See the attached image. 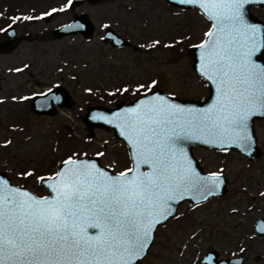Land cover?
<instances>
[{"label":"rangeland","instance_id":"374dc122","mask_svg":"<svg viewBox=\"0 0 264 264\" xmlns=\"http://www.w3.org/2000/svg\"><path fill=\"white\" fill-rule=\"evenodd\" d=\"M68 1L0 0V38L5 27L17 24L41 36L0 56V171L13 185L39 197L48 193L38 178L53 176L69 158L96 155L113 173L129 169L125 146L111 131L97 128L86 138L79 118L85 106L111 107L132 100L149 90L140 85L153 81L154 87L179 98L197 99L207 93L186 52L209 28L195 9L171 7L164 0H102L71 10ZM79 12L86 13L94 27L89 40L51 37L50 29ZM251 12L264 22V7ZM105 25L128 36L141 46L139 51L106 52L107 46L96 39ZM56 84L64 87L70 106L51 115L33 114L29 99ZM254 128L260 150L255 160L230 150L192 148L204 172L224 175L225 193L193 208L178 204L174 217L154 230L146 254L136 264H198L199 256L211 248L220 257H242V264H264V235L256 237L252 229L256 217L264 218V119L255 121ZM28 172L32 175H25Z\"/></svg>","mask_w":264,"mask_h":264},{"label":"snow or ice","instance_id":"6c2138e0","mask_svg":"<svg viewBox=\"0 0 264 264\" xmlns=\"http://www.w3.org/2000/svg\"><path fill=\"white\" fill-rule=\"evenodd\" d=\"M178 2L198 4L214 21L205 33L210 39L196 47L204 49L202 74L217 84L216 106L198 112L159 97L129 109L124 125L135 168L115 176L69 158L47 178L51 197L0 181V264H135L154 226L171 214L169 201L193 190L206 198L223 183L219 173L201 177L185 164L182 142L205 137L201 142L251 147L248 122L264 115V65L252 60L261 30L245 23L242 11L253 0ZM141 165L150 171L129 176Z\"/></svg>","mask_w":264,"mask_h":264},{"label":"water","instance_id":"95a60500","mask_svg":"<svg viewBox=\"0 0 264 264\" xmlns=\"http://www.w3.org/2000/svg\"><path fill=\"white\" fill-rule=\"evenodd\" d=\"M98 1L99 0H69L67 5L69 8L72 9L80 6L83 3L94 5ZM164 1L166 2V4H168L171 7H175L179 9H191V8L195 9L200 13V15H202V17H204V19H206L209 22V28L207 32L209 30H214L212 29V25L214 21L210 20L207 17L204 10L200 8L198 4H181L178 2V0H164ZM261 7H264V3H260L259 0H253L252 3L245 4L242 11H243V18L245 23L259 26L261 30L260 35L262 38V46L261 49L256 54L253 55L252 60L253 62L259 65H264V22L258 19L251 12L252 8L258 9ZM10 29L11 28H9L8 30ZM93 29L94 27L91 21L89 20L87 14L82 13L79 15H74L70 22L65 23L53 29L52 38L59 39L67 35L80 34L84 39L88 40L92 36ZM104 38L109 39L110 44L116 47L126 44V41L124 39H122L120 36H118L109 28L106 29ZM209 39H210L209 37H206L204 35L201 42L189 46L186 51L191 61L190 63L191 69L205 83L207 90L206 96L199 97L197 99L179 98L173 95L166 94L160 89H156L140 94L130 101L129 100L118 101L111 107L101 104L87 105L84 109V113L80 116V120L82 121L84 125V129L86 131V138L90 139L91 136L93 135V130L97 128L111 131L112 138L122 142L125 146L127 158L129 161V168H135V163L133 162V149L128 142V130L125 128L124 125V114L129 109H135L141 107L143 104L149 103L151 99L153 98L159 99V97H164L166 102L169 104L180 106L185 109H193L198 112H204L210 108H214L216 106V101L219 96L217 84L215 83L214 80H210L208 76L202 74L205 70L204 69L205 61L203 58L204 49L196 47L197 45H200L201 43H204ZM12 46H13V41H7V40L0 41V53L10 50ZM70 104H71V99L70 97H68L64 87H62L61 85H55L54 87L46 90L45 92L33 96L29 102V109L35 115H51L56 111V108H68ZM262 119H264V115H254L250 118L248 122L249 132L252 136V144L250 148L245 147L239 142H235V143L226 142L224 144L203 143L201 141L205 137H201L200 139H190L182 142V147L184 149V156L181 157V159L185 164L190 163L191 168L201 177H209L211 176L212 173H207L202 170V168L198 163V160L192 154L193 147H200L210 150L235 151L241 154L247 160L250 161L255 160L260 156V150L256 143L254 123L255 121ZM73 160L94 163L98 168L102 169L103 171H106L109 175L115 176L119 174V173H113L108 168L101 165L96 155L92 157L83 155L77 158H73ZM67 167L68 166L64 165L62 161L57 166L55 173L59 172L62 168H67ZM148 171H150V169L147 165H141L139 168V172H130L129 176L138 175L140 172H148ZM219 175L223 183H221L219 188L215 189L211 195H207L206 198L200 192L193 190V191L185 192L183 194L182 199L176 198L168 202V207L171 210V214L168 215L166 219L160 218L161 222L154 226L151 232L150 243L147 249L149 248L151 241L153 239V233L155 228L158 225H163L165 221L168 220L169 218L174 217L178 204L186 201L189 206L193 207L205 202L211 197L217 198L225 193L226 178L221 173H219ZM47 178H45L43 181L39 180L38 184L42 185L44 189L47 191L48 194L45 196L51 197L53 193L48 188V184L52 183V181ZM0 181L7 182L8 186L10 187L20 188L22 190H25L33 194L22 185L19 186L13 185L10 182L9 178L6 176V174L2 171H0ZM254 224L257 235L261 237L264 234V231H261V229L264 228V221L258 218L255 220ZM89 231L91 232L94 230H89ZM147 249L145 250L144 255L146 254ZM144 255L140 259L135 261V264L139 260H141L144 257ZM204 258L206 260L205 261L206 264H240L241 263V259H236V258H227L225 260L216 262L212 254H206Z\"/></svg>","mask_w":264,"mask_h":264},{"label":"flooded vegetation","instance_id":"af4514ba","mask_svg":"<svg viewBox=\"0 0 264 264\" xmlns=\"http://www.w3.org/2000/svg\"><path fill=\"white\" fill-rule=\"evenodd\" d=\"M102 0H99L97 3H95V4H98L99 2H101ZM86 4H88V3H86ZM69 9H71V8H69ZM72 9H74V8H72ZM71 9V10H72ZM82 13H84V12H79V13H73L72 15H71V18L68 20V21H66V22H64V23H61V24H59V25H57L56 27H59V26H61V25H63V24H65V23H68V22H70L71 20H72V18H73V16L74 15H79V14H82ZM86 14V13H85ZM47 16H49L48 14H47ZM46 19L48 20V19H50V18H47L46 17ZM46 20V21H47ZM31 23V22H30ZM20 24H17V25H9V26H7V27H5L3 30H2V32H1V38H0V41H4V40H7V41H13V46H12V48L10 49V50H7V51H5V52H2V53H0V56H5V55H7V54H11L13 51H15L16 50V48L17 47H19V45H20V43L21 42H33V41H40V39H41V36L37 33V32H34L32 35L30 34V32H24L23 30H21V28H20ZM56 27H54V28H52V29H50L48 32H49V34L51 35V37H52V30L53 29H55ZM9 28H11L10 30H8ZM107 28H109V29H111L114 33H116L118 36H120L122 39H124L125 41H126V44H124V45H121V46H119V47H116V46H113V45H111L110 44V40L109 39H105L104 37H105V31H106V29ZM20 29V30H19ZM93 33H94V29H93ZM93 33H92V35H93ZM75 35H77V36H80L82 39H84L80 34H74V35H67V36H64V37H68V36H75ZM92 37V36H91ZM90 37V38H91ZM63 38V37H62ZM89 38V39H90ZM88 39V40H89ZM97 43L98 44H100V46H107V48L108 49H106V52H108L110 55L113 53V52H115V51H117V50H121V49H130L131 51H133L134 53H136V52H138L139 51V48H141V46H138V45H135L132 41H130L129 39H128V36H126L125 34H122L120 31H118V30H116V29H114V28H112L111 26H107V27H105V26H103L102 28H101V30L99 31V33H98V35H97ZM84 40H86V39H84ZM87 41V40H86ZM99 52V51H98ZM4 58V57H3ZM102 58V56L100 55H98L97 56V59H101ZM98 65V67H100L101 68V62L98 60V63H97ZM17 72H19V71H17ZM17 72H15V73H17ZM56 85H59V84H56ZM55 86V85H54ZM53 86V87H54ZM62 86V85H61ZM52 88V87H51ZM48 89H50V88H48ZM48 89H46V90H48ZM156 89H160V88H158V87H154V88H151V89H149V90H147L146 92H149V91H152V90H156ZM46 90H44V91H42V92H40V93H38V94H41V93H43V92H45ZM161 90V89H160ZM162 91V90H161ZM146 92H144V93H146ZM164 92V91H163ZM164 93H166V92H164ZM38 94H34L33 96H35V95H38ZM141 94H143V93H141ZM166 94H168V93H166ZM169 95H171V94H169ZM32 96V97H33ZM31 97V98H32ZM30 98V99H31ZM30 99H29V102H30ZM122 101H124V100H122ZM126 101H128V100H126ZM130 101V100H129ZM29 102H28V107H29ZM86 107V106H85ZM59 109H61V108H56V111L54 112V113H56L57 112V110H59ZM85 109V108H84ZM30 110V109H29ZM82 115V114H81ZM79 118H80V115H79ZM81 121V120H80ZM82 122V121H81ZM83 124V123H82ZM193 154V153H192ZM194 156V155H193ZM207 201V200H206ZM205 201V202H206ZM184 202H186V201H184ZM205 202H203V203H205ZM187 203V202H186ZM203 203H201V204H203ZM201 204H199V205H201ZM189 206V205H188ZM196 206H198V205H196ZM196 206H193V207H196ZM189 207H191V206H189ZM193 207H191V208H193ZM250 207V206H249ZM258 209V211H260V209L259 208H257ZM245 214V213H244ZM258 218H260V219H262L263 221H264V218H262V217H256L254 220H253V223H252V229H253V232H254V234L256 235V237H259L258 235H257V233H256V230H255V220L256 219H258ZM167 221V220H166ZM165 221V222H166ZM158 226H161V225H158ZM157 226V227H158ZM156 227V228H157ZM155 228V229H156ZM154 234V233H153ZM264 235V234H263ZM262 235V236H263ZM261 236V237H262ZM206 254H212V256H213V258L215 259V261L216 262H219V261H222V260H225V259H227V258H236V259H241V263L240 264H242V262H243V258L242 257H234V256H225V257H220L219 256V254H218V252L216 251V250H214V249H207V250H205L200 256H199V258H198V264H206V260H205V256H206ZM204 258V259H203Z\"/></svg>","mask_w":264,"mask_h":264}]
</instances>
